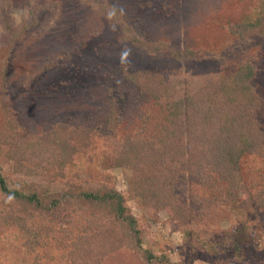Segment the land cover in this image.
I'll list each match as a JSON object with an SVG mask.
<instances>
[{
	"label": "trees",
	"instance_id": "1",
	"mask_svg": "<svg viewBox=\"0 0 264 264\" xmlns=\"http://www.w3.org/2000/svg\"><path fill=\"white\" fill-rule=\"evenodd\" d=\"M99 1L102 10L124 27V40L149 55H170L178 63L218 60L211 51L177 50L169 42L136 37L137 29L123 11L110 0ZM3 22L4 38L9 41L5 79L11 52L40 21L38 14H32L29 22L17 27L4 11ZM222 29L229 40L264 38V0L256 6L254 21L228 23ZM257 66L256 60L248 59L231 73L194 75L190 71L184 74L179 68L126 75L151 106L147 113H141L139 132L134 137L120 138L114 150V165L131 179L130 198L138 201L149 222H158L157 213L166 209L172 224L183 227L186 237L194 233L196 243L216 249L217 245L202 240V233H207L198 229L203 220L216 219L223 211L236 209L264 213V171L249 168L258 158L264 160V128L256 117L263 98L253 85ZM112 105L108 128L115 139L119 137L121 110L115 99ZM151 107L154 111L156 107L161 109L156 123ZM1 109L5 115L0 125V150L14 161L15 173L24 179L21 187L11 183L0 161L3 219L24 232L29 251L43 248L49 252L50 241L55 240L56 247L68 249L67 256L63 255L67 264H105L112 253L123 247L135 252L145 264H186L174 263L165 253L159 255L144 248L140 220L117 188H96L87 181L66 179L67 166L75 155L86 151L81 148L92 146L93 130L67 122H56L42 133L28 130L19 123L6 90ZM187 178L200 191L190 197L193 204L186 199L183 181ZM77 222L80 229L75 234L70 227ZM241 224L242 228L237 223L230 230L228 243L221 241L235 246L236 252L246 244L256 245L264 232L261 223L256 228ZM188 225L195 227L190 229ZM57 232L75 236L68 245L56 236Z\"/></svg>",
	"mask_w": 264,
	"mask_h": 264
},
{
	"label": "rangeland",
	"instance_id": "2",
	"mask_svg": "<svg viewBox=\"0 0 264 264\" xmlns=\"http://www.w3.org/2000/svg\"><path fill=\"white\" fill-rule=\"evenodd\" d=\"M110 1L136 27V37L169 42L177 50L211 51L218 60L178 63L170 55H149L143 48L124 40V27L102 10L99 0H0V125L4 123L1 106L6 90L19 123L28 130L42 133L56 122L93 130L92 146L81 148L86 151L75 155L67 166L66 179L78 183L87 181L96 188L115 187L123 193L128 207L140 220L144 248H151L159 255L165 253L174 263L264 264V232L256 245L246 244L240 252L235 251V246L226 245L230 241V230L237 223L238 228L243 227L241 222L254 228L261 223L264 229V213L236 209L223 211L216 219L208 217L198 229L207 232L202 233V240L217 248L204 247L196 243L194 233L186 237L183 227L172 224L171 214L166 209L157 213L158 222H149L138 201L130 198L131 179L121 167L114 165V150L120 138L134 137L139 132L141 115L151 106L127 79L126 75L134 71L162 72L181 68L184 74L188 71L194 75L231 73L239 63L256 60L259 66L253 85L263 98L256 117L264 128V38L247 42L238 38L229 40L222 29L228 23L254 21L256 6L261 0ZM4 11L17 27L29 22L32 14H38L40 21L29 37L11 52L5 79L4 59L9 41L4 38ZM114 99L121 110L119 137L115 139L110 137L108 128ZM152 113L156 123V118L162 115L160 107L155 111L151 107ZM0 161L10 182L21 187L24 179L15 173L14 161L6 158L1 150ZM249 168L263 172L264 160L258 158ZM183 185L188 204H193L190 197L200 193L198 186L189 178ZM4 214L0 196V264H67L63 255L67 256L68 249L56 247L55 240L50 241L49 252H44L43 248L29 251L25 247L24 232L6 223ZM79 226L77 222L70 228L77 234ZM75 234L57 232L56 236L70 245ZM221 241L226 243L221 244ZM105 264L145 263L131 249L123 247L112 253Z\"/></svg>",
	"mask_w": 264,
	"mask_h": 264
}]
</instances>
